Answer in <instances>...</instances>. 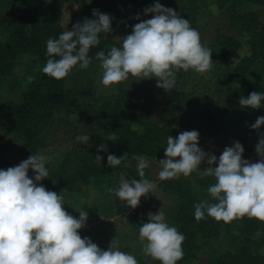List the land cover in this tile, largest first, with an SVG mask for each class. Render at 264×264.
<instances>
[{
    "label": "rangeland",
    "instance_id": "374dc122",
    "mask_svg": "<svg viewBox=\"0 0 264 264\" xmlns=\"http://www.w3.org/2000/svg\"><path fill=\"white\" fill-rule=\"evenodd\" d=\"M45 4H54L56 0H41ZM64 0L57 21L63 31L72 30L75 24L82 23L85 18L94 19L93 11L108 14L112 18L110 34H105L104 47L121 46L122 38L126 36L129 22L136 3L146 1L149 6H154L157 0ZM169 8L175 10L179 16L184 14L188 7L186 0H164ZM8 0H0V15L7 11ZM200 12L196 22L201 42L209 49L215 43L217 33L229 36L233 40L221 46L220 58L216 66L206 73H197L193 70L187 72L181 70L176 75L175 87L179 96L175 102V109L161 117L164 109L163 101H166L169 92L157 87L156 78L139 80L129 78L122 83L125 91L133 95L129 100L134 123L131 125L136 131L142 133L147 125H158L156 144L145 155L149 167L145 169L146 179L154 183L153 193L142 197L137 208L125 206L114 194L107 191L119 185L120 180L131 178L121 172L115 171L110 181L91 179L88 184L78 183L69 190H60L66 204L65 210L79 218L80 210L88 212L86 226L80 230L82 238H90L99 248L108 249L109 244L117 238L120 250L132 254L138 264H159L158 261H146L142 254V245L139 241V226L147 222L148 213L158 214L162 209L166 222L177 229L180 226L184 213L182 195L190 193L199 199L203 190L201 182L206 178L194 172L189 177L181 175L179 178L161 181L158 178L160 171L159 161L165 159L167 137H177L183 131H198L199 147L206 153L217 156L226 147L233 146L234 142H240L244 147V159L256 162L260 159L256 153L255 141H242L237 136V125L234 122L241 121L246 127L251 124L241 120V112L230 107L229 101L241 96L247 97L252 82L261 81V72L255 65L244 77L229 74V71L239 69L246 64L249 56L255 51L250 46L251 34L256 30L250 26L249 33H242L239 29L229 26V17L232 14V0L223 9L215 6L216 0H197ZM247 11L259 12L258 21L264 20V6L258 7L244 2L236 13ZM33 17H39L42 9L29 11ZM4 40L0 32V41ZM28 55L18 56L12 65L10 77L0 78V101L2 103H21V93L26 85V71ZM101 71L99 62L92 63L87 69L77 66L68 78V96L61 110H55L53 118L44 122L47 139L44 147L38 149L36 154H42L48 158L46 167L49 171L65 176L75 173L80 165L79 154L88 152L90 158L95 160L101 145H107L110 149L116 148V143L103 139L107 130L105 117L100 110L101 103L115 96L117 86L104 87L101 83ZM177 83V84H176ZM115 88V90H113ZM75 117V118H72ZM261 117V116H260ZM8 125L3 114L0 113V161L3 169L14 167L26 160L18 148L19 140L12 134L5 133ZM241 129V128H238ZM264 133V126L255 131V136L260 138ZM87 134L90 136L88 145L76 141V136ZM206 147V149H204ZM129 165L137 167V161L129 159ZM205 162L200 166V172L207 167ZM29 175H34L29 170ZM111 217L108 221L106 218ZM113 221V222H111ZM90 227V228H89ZM88 228L90 230H88ZM85 230V231H82ZM188 250L183 253V261L177 264H210L220 258L223 245L227 246L223 229L212 226L194 224L190 229ZM260 234L248 236L244 243L254 251L264 254V248L258 243ZM143 261V262H142ZM142 262V263H140Z\"/></svg>",
    "mask_w": 264,
    "mask_h": 264
},
{
    "label": "clouds",
    "instance_id": "9594fccd",
    "mask_svg": "<svg viewBox=\"0 0 264 264\" xmlns=\"http://www.w3.org/2000/svg\"><path fill=\"white\" fill-rule=\"evenodd\" d=\"M144 13L152 18L141 20L132 27L131 34L119 38L120 47L112 46L107 54L104 51L95 54L104 87L120 85L130 77L156 78L157 87L169 92L181 70L197 73L211 70L213 53L201 42L198 30L189 20L159 2L145 8ZM93 17L46 41L48 59L42 67L45 75L61 80L77 66L87 69L93 63L89 53L99 45L100 34L113 31L110 15L94 10ZM32 79L28 77L29 82ZM262 102V92H252L239 100L242 108L252 109L264 106ZM261 126H264V116L251 125L257 131ZM199 136L198 131L192 130L183 131L175 138L167 137L166 158L159 161L158 178L165 181L197 172L201 178L214 179L207 191L215 203L202 200L195 204L197 221L207 216L224 223L243 217L264 222V134L256 145L260 157L256 162L243 158L245 150L238 141L226 147L218 158L206 153L199 147ZM75 139L88 145L90 136L82 134ZM109 140L115 142L117 137L110 134ZM106 151L107 145L98 148V153ZM132 159L137 161L140 178H122L118 186L107 191L125 206L135 209L142 197L153 193L155 185L145 178V169L149 167L147 158L133 155ZM47 160L42 154H32L14 167L0 169V264H138L134 255L120 250L117 238L107 250H102L90 238L81 237L80 230L87 224L88 212L78 211L79 218L69 214L64 208L65 190L57 194L40 183L49 177ZM95 160L101 163L103 157L97 154ZM127 160L128 153L122 157L107 156L112 168ZM205 162L208 166L200 172ZM30 169L34 178L29 177ZM162 209L158 214L149 212L147 222L139 226L142 254L159 264H177L183 257L185 237L166 222Z\"/></svg>",
    "mask_w": 264,
    "mask_h": 264
},
{
    "label": "trees",
    "instance_id": "16d2710c",
    "mask_svg": "<svg viewBox=\"0 0 264 264\" xmlns=\"http://www.w3.org/2000/svg\"><path fill=\"white\" fill-rule=\"evenodd\" d=\"M64 0H56L54 4H45L41 0H8L7 11L0 15V32L4 40L0 41V78L10 77L12 74V65L15 59L21 55H28L26 71V85L21 93V103L18 105L12 103H2L0 101V113L7 120L8 125L5 127L6 134H12L19 140L18 148L25 159L30 155L36 154L38 149L43 148L47 135L44 129V122L51 120L55 110H61L68 96V78L74 72L61 80L50 78L42 72V67L48 59L46 55V41L49 38H58L63 32L62 27L57 21L60 15L62 3ZM136 2L135 0H133ZM161 5L169 8L164 0H157ZM188 7L184 11L182 18L189 20L193 28L197 30L196 22L200 12V5L197 0H186ZM229 0H216L215 5L218 9H223ZM244 2L252 5L263 7L264 0H232L230 16V26L239 29L242 33H249V28L252 26L256 33L251 34L250 46L255 51L249 56L243 67L229 71V74H235L239 77L252 70L257 65L258 71L263 77L261 81L252 82L248 93L262 92L264 93V20L258 21L259 12L247 11L244 13H236ZM148 7L146 1L135 4L130 22L129 29L126 35L131 34L132 27L141 20L151 19V15H146L144 9ZM42 9V14L39 17H33L29 11ZM139 16L140 20L136 19ZM90 19V18H89ZM84 21V20H83ZM105 33L100 34V43L91 49L89 55L93 59V63L99 62L95 59V54L99 51H104L105 54L109 49L104 47ZM233 42L229 36L218 34L215 37V43L209 46L212 54V67L216 66L217 59L222 53L221 46L227 42ZM120 47V46H119ZM33 77L32 81H28V77ZM124 83V82H122ZM117 86V93L113 97L105 99L100 110L105 117L107 130L103 135V139L109 140L110 134L117 137L116 148L110 149L107 147L106 152H102L103 160L100 164H96L88 154L81 152V159L78 169L75 173L65 176L63 171L54 173L49 171V177L43 180L42 183L46 189L58 193L60 190H69L78 183L88 184L91 179H100L110 181L115 171L121 172L129 176L131 179H139L136 168L133 165L125 167L124 164L132 159L133 155H145L150 148L156 144L158 136V125H147L142 133L136 131L131 125L134 123V117L131 113V104L129 100L134 98L132 94L125 91L123 84ZM177 84V83H176ZM177 87V85H174ZM173 88L170 96L162 105L164 109L161 117L167 115L175 109V102L179 96V91ZM240 98L231 99L229 105L232 109L241 112V120L253 125L258 117L264 116V106L259 109L242 108L239 104ZM264 103V102H262ZM238 126L237 136L240 140L250 142L255 141L258 144L260 138L255 136V131L252 127H246L245 123L236 121ZM241 128V129H238ZM264 134V133H263ZM128 153V160L122 162L121 165L112 168L108 165L107 156L109 154L117 157H122ZM0 169H3L0 161ZM34 178V175H29ZM146 178V175H145ZM206 182H201L203 186L200 192V199L190 193L182 195L184 204V213L181 217L179 232L185 237L182 244L183 253L188 250V241L190 238L189 229L194 224H202L212 226L217 230L223 229L227 240V246L223 245L220 258L210 264H264V254L257 250L251 249L244 243L248 236H254L259 233L260 238L258 243L264 248V222L255 218L243 217L234 220L231 223L218 222L213 218L205 216V218L197 221L194 216V205L202 200H207L209 203H215L208 194V187L214 183L212 177H207ZM152 260L150 257H147ZM181 260L178 261L182 262ZM143 264V263H142Z\"/></svg>",
    "mask_w": 264,
    "mask_h": 264
},
{
    "label": "crops",
    "instance_id": "0c3cea01",
    "mask_svg": "<svg viewBox=\"0 0 264 264\" xmlns=\"http://www.w3.org/2000/svg\"><path fill=\"white\" fill-rule=\"evenodd\" d=\"M215 6H216V5H215ZM241 7H242V6H241ZM241 7H240V8H241ZM220 10H221V9H220ZM229 19H230V17H229ZM229 26H230V20H229ZM230 27H231V26H230ZM231 28H232V27H231ZM232 29L235 30L236 28H232ZM218 34H219V33H218ZM221 35H222V34H221ZM106 219H107L108 221L112 220L111 217H108V218H106ZM111 222H113V221H111ZM89 228H90V227H89ZM89 228H88V230H90ZM82 231H85V230H82ZM102 250H105V247H103ZM145 260H146V261H151V260H149L146 256H145ZM142 262H143V261H142ZM142 262H140V263H142Z\"/></svg>",
    "mask_w": 264,
    "mask_h": 264
},
{
    "label": "built area",
    "instance_id": "2783aa9c",
    "mask_svg": "<svg viewBox=\"0 0 264 264\" xmlns=\"http://www.w3.org/2000/svg\"><path fill=\"white\" fill-rule=\"evenodd\" d=\"M204 149H206V147H204Z\"/></svg>",
    "mask_w": 264,
    "mask_h": 264
}]
</instances>
